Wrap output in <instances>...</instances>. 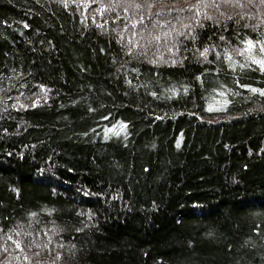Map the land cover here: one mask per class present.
Segmentation results:
<instances>
[{
  "label": "trees",
  "instance_id": "obj_1",
  "mask_svg": "<svg viewBox=\"0 0 264 264\" xmlns=\"http://www.w3.org/2000/svg\"><path fill=\"white\" fill-rule=\"evenodd\" d=\"M261 48L262 0H0V264H264Z\"/></svg>",
  "mask_w": 264,
  "mask_h": 264
},
{
  "label": "snow or ice",
  "instance_id": "obj_2",
  "mask_svg": "<svg viewBox=\"0 0 264 264\" xmlns=\"http://www.w3.org/2000/svg\"><path fill=\"white\" fill-rule=\"evenodd\" d=\"M116 2L120 3V4H135V7L137 10L141 9L142 7H144V3H149V0H144V3H140V2H137V0H116ZM201 3H204V6L207 7V6H210V5H215V6H218V0H200ZM262 2H264V0H262ZM219 3H231V0H219ZM193 9L192 8H189L188 11H192ZM199 14V13H197ZM157 15H160L159 13H157ZM139 23H143V18L141 17ZM167 25H171V21H167L166 22ZM132 28H135L136 27V23H133L131 25ZM165 27V25H160L159 24V21L157 20L154 24H153V28L156 29V28H163ZM145 31H148L147 29H145ZM174 31V26L171 28L170 31H166L164 32L163 34H160L159 32H156V33H153L151 31H149V36L148 38H145L144 35H143V32H140V33H134L133 36L135 35H139L141 39H145L146 40V43H152V42H159L161 39H164V40H167L171 35H172V32ZM183 34V33H181ZM136 44L139 43V41H135ZM129 44H133V41L130 40L129 41ZM175 46V45H173ZM254 47L253 45V42L252 41H248V48L245 49L246 51L248 50H251L252 48ZM261 51H264V48H261ZM208 52V49L205 48L202 52H201V55L205 56L206 57V54ZM229 59H231L229 57ZM257 63L260 64L261 67H264V61H255ZM252 91H256V89H253ZM261 95H264V92L261 93ZM16 235H19L20 233H15ZM6 240H13V237L11 234L7 235L6 236ZM13 243L16 244V247L17 249H20V245H21V241H15L13 240ZM20 250H23V249H20Z\"/></svg>",
  "mask_w": 264,
  "mask_h": 264
}]
</instances>
